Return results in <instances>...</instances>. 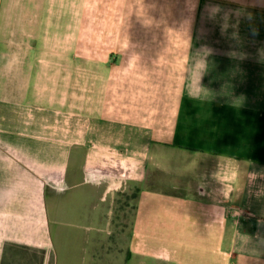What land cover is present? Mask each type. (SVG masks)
<instances>
[{
	"label": "crops",
	"instance_id": "obj_1",
	"mask_svg": "<svg viewBox=\"0 0 264 264\" xmlns=\"http://www.w3.org/2000/svg\"><path fill=\"white\" fill-rule=\"evenodd\" d=\"M218 263L264 264V0H0V264Z\"/></svg>",
	"mask_w": 264,
	"mask_h": 264
},
{
	"label": "rangeland",
	"instance_id": "obj_2",
	"mask_svg": "<svg viewBox=\"0 0 264 264\" xmlns=\"http://www.w3.org/2000/svg\"><path fill=\"white\" fill-rule=\"evenodd\" d=\"M216 211H214V214H216V216L215 217H217L219 220H220V215H222L221 214V211H220V207H218L217 209H215ZM229 213H231V214H233V215H237V214H241L242 213V211H240V210H238V209H236L235 207H229ZM230 214V215H231ZM230 219L231 218H233V216L231 217H229ZM216 230H214L212 233V236L215 238L217 235H216ZM218 232L220 233V231L218 230ZM219 237V236H218ZM226 237H228V238H231L232 237V230L231 229H229L228 230V234L226 235ZM193 250H194V248H193ZM197 250V249H196ZM206 255H207V257H209L210 255H212V258L213 259H219V257H217L216 258V255H219V254H217V252L218 253H220V247L219 246H216V245H214V246H212V247H207V249H206ZM200 252V248H199V250H198V254L199 255H197V258L198 257H200V256H203L204 254H205V252L203 253V252H201V253H199ZM194 253V252H193ZM194 254H196V253H194ZM219 264V263H218Z\"/></svg>",
	"mask_w": 264,
	"mask_h": 264
}]
</instances>
